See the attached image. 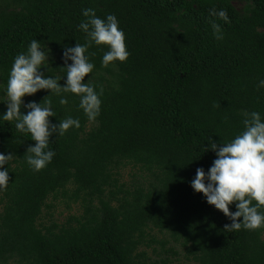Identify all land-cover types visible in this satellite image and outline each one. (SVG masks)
Segmentation results:
<instances>
[{
	"label": "trees",
	"instance_id": "16d2710c",
	"mask_svg": "<svg viewBox=\"0 0 264 264\" xmlns=\"http://www.w3.org/2000/svg\"><path fill=\"white\" fill-rule=\"evenodd\" d=\"M84 8L102 19L115 15L129 55L101 66L108 46L89 44L94 67L84 80L100 99L92 121L71 92L61 93L65 104L47 89L22 97L50 100L53 123L79 120L50 135L54 156L40 170L24 159L35 143L30 133L0 120V152L12 153L0 189V264H176L179 255L193 264H264V226L227 231L231 221L189 183L215 158L209 136L230 141L243 130L245 111L264 120V0H0V86L32 39L49 50L44 75L63 85V48L85 42L77 28ZM210 9H224L228 22ZM129 163L140 175L127 183L119 170ZM50 198L77 203L80 212L40 222L54 207Z\"/></svg>",
	"mask_w": 264,
	"mask_h": 264
},
{
	"label": "clouds",
	"instance_id": "9594fccd",
	"mask_svg": "<svg viewBox=\"0 0 264 264\" xmlns=\"http://www.w3.org/2000/svg\"><path fill=\"white\" fill-rule=\"evenodd\" d=\"M81 14L85 19L78 23L77 28L85 33V42L63 48V85L58 83L61 77L44 75L49 63V50L46 51L39 40L32 39L26 51L13 57L6 86H0L7 97L0 100L6 104L0 120L15 121L16 130L30 133L31 140L35 142L27 146L24 157L33 171L40 170L54 156L53 150L47 147L50 135H63L70 126L79 127V120L66 116L53 123L49 117L57 115L50 100L45 99L43 104L31 100L25 103L22 97L47 89L60 97V104H65L67 100L61 93L71 92L79 97L78 107L92 121L99 115L100 99L92 84L84 80L94 67L85 54L89 44L108 46L101 57V66H107L114 60L123 62L129 55L124 32L118 27L114 14H106L102 19L92 8L82 9ZM209 14L228 22L224 9H210ZM211 28L215 38L221 39L220 26L215 21L211 22ZM42 67L43 71L40 70ZM258 87H264V79L258 81ZM21 106L27 111L21 112ZM243 115V130L230 141L218 145L211 136L207 138L206 148L214 152L215 158L207 171L197 167L189 181L194 191L202 193L208 204L231 221L223 226L230 232L241 227L253 230L264 226V212L258 211L264 206V120L257 111H245ZM11 159L12 153L0 152V189L9 183V169L4 165ZM253 200L254 204L251 203ZM233 202L235 211H230L229 205ZM238 217L242 219L237 221Z\"/></svg>",
	"mask_w": 264,
	"mask_h": 264
},
{
	"label": "rangeland",
	"instance_id": "374dc122",
	"mask_svg": "<svg viewBox=\"0 0 264 264\" xmlns=\"http://www.w3.org/2000/svg\"><path fill=\"white\" fill-rule=\"evenodd\" d=\"M119 171L121 180L127 183L137 179L140 175L139 167L132 163L122 166ZM64 200L65 198H59L56 201H52L50 198L48 202H53L54 207L51 210H47L46 208L43 209V213L39 219L40 222L42 221L45 224H50L53 221H56L57 223H63L71 216V214H78L80 212L79 204L71 203L70 207H67ZM152 232L158 239L164 237V235H162L156 229H154ZM154 245L155 244L153 243L151 247L146 248L150 254H154ZM178 257L179 259L175 262L176 264H193L192 262L186 261L181 255Z\"/></svg>",
	"mask_w": 264,
	"mask_h": 264
}]
</instances>
